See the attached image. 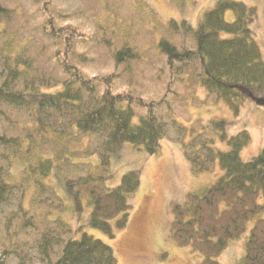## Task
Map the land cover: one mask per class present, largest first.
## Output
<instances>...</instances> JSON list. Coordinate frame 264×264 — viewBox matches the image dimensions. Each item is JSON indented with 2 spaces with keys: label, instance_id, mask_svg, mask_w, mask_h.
I'll list each match as a JSON object with an SVG mask.
<instances>
[{
  "label": "trees",
  "instance_id": "trees-1",
  "mask_svg": "<svg viewBox=\"0 0 264 264\" xmlns=\"http://www.w3.org/2000/svg\"><path fill=\"white\" fill-rule=\"evenodd\" d=\"M88 1L0 0V264H118L110 246L82 229L114 239L112 219L120 218V230L128 226L141 172H127L109 189L112 161L125 143L158 155L165 138L181 144L195 175L213 172L217 164L225 171L173 208L171 239L202 253V264H220L214 257L254 221L239 264H264V149L243 161L241 152L251 143L245 125L232 133L237 121L215 118L185 127L172 101L180 97L179 85L196 98L191 79L208 93L200 105L222 102L239 117L257 102L264 93V60L252 29L257 8L218 0L197 27L170 20L171 37L159 43L170 81L159 99L147 100L123 80L138 53L128 44L113 51L97 19L94 31L84 30L91 25ZM228 12L234 21L226 20ZM103 45L112 55L109 72H102L106 66L98 57ZM82 156H97L98 164L73 161ZM18 159L25 168L21 181L12 182ZM53 174L78 219L90 210L78 227L80 239L54 217L66 205L47 183ZM30 186L34 197L26 206Z\"/></svg>",
  "mask_w": 264,
  "mask_h": 264
},
{
  "label": "rangeland",
  "instance_id": "rangeland-1",
  "mask_svg": "<svg viewBox=\"0 0 264 264\" xmlns=\"http://www.w3.org/2000/svg\"><path fill=\"white\" fill-rule=\"evenodd\" d=\"M218 0H90L87 12L91 25L84 30L94 31L97 22L103 28L101 37L111 39L113 51L128 44L138 53V59L129 63L130 71L124 76L125 83H132L147 100L159 99L168 87L167 69H164L165 58L159 51L160 41L170 39V20L187 21L197 27L204 15L214 9ZM245 3L257 8V19L252 26L256 42L261 48L264 60V0H232ZM96 17V18H95ZM228 22L234 21L232 12L226 14ZM168 32V33H167ZM189 39V43L192 42ZM100 64L106 66L102 72L112 69V55L107 47L101 46L98 53ZM88 73H101L100 69L83 68ZM124 71L123 66L120 68ZM169 80V81H168ZM123 81V82H124ZM196 98L191 91L179 85L180 97L173 96L176 120L185 127H197L212 119L237 121V127L232 133L238 132L243 125L251 136V143L241 152L243 161L248 162L257 157L264 149V93L257 102L249 103L241 110L239 117L224 103L200 105L199 102L207 98V91L203 87H194ZM123 88H126L124 86ZM192 89V88H191ZM86 142L79 145L85 150ZM161 153L149 156L143 150L137 149L130 143L123 145L120 153L113 159L111 177L105 182L109 189L117 188L123 176L129 171L141 172L140 189L131 196L130 221L123 230L117 228L120 218L111 220L115 238L98 229L86 226L83 232L110 246L116 256L118 264H202L205 257L202 253L190 247H180L171 239L173 224V208L182 205L190 193L202 192L215 184L225 171L216 165L210 173L195 175L191 164L185 158L180 143L165 138L161 143ZM172 146V147H171ZM221 149L226 150L225 146ZM73 161L98 164V157H76ZM24 163L16 160L11 169L12 182L22 179ZM47 183L52 185L56 193L63 199L66 209L64 212L54 211L55 218H61L69 223L74 230V239H80L82 232L79 226L86 224L89 209L80 219L74 213L73 202L68 199L65 189L53 174ZM34 197V186H30L27 193L26 206L30 205ZM87 202V201H86ZM254 221L249 222L247 231L240 239L229 243L227 249L214 257L220 264H239L244 256V245L249 236Z\"/></svg>",
  "mask_w": 264,
  "mask_h": 264
},
{
  "label": "crops",
  "instance_id": "crops-1",
  "mask_svg": "<svg viewBox=\"0 0 264 264\" xmlns=\"http://www.w3.org/2000/svg\"><path fill=\"white\" fill-rule=\"evenodd\" d=\"M172 147V146H171ZM129 225V224H128ZM128 227V226H127Z\"/></svg>",
  "mask_w": 264,
  "mask_h": 264
}]
</instances>
